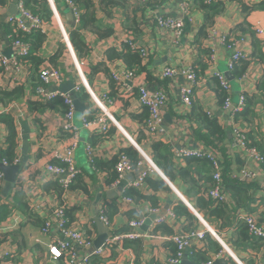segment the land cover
<instances>
[{
	"label": "crops",
	"instance_id": "0c3cea01",
	"mask_svg": "<svg viewBox=\"0 0 264 264\" xmlns=\"http://www.w3.org/2000/svg\"><path fill=\"white\" fill-rule=\"evenodd\" d=\"M15 1L7 0L4 6H0V45L4 55L8 57L13 55L8 17L17 15ZM45 1V9L51 13L48 21H44L42 25L45 41L37 52L42 60L38 70L40 67L53 66L62 73L64 77L62 84L68 81L74 82L75 87L79 88L78 94L82 93L86 96L84 101H81L76 94L79 101L85 105L83 114H92L91 120L94 121V125L84 127L81 123L83 114H74L72 122L76 128L77 141L71 159L77 168V175L80 174L79 177L85 185V191L77 186V181L67 191L49 188L47 185L53 180L46 171L47 165L56 159L57 154L64 157V150L73 141L70 142L61 135L64 119L54 110L39 112L29 110L27 107L29 102L38 100L34 92L29 89L33 68L31 62L21 63L20 70L13 75L10 73L0 76L2 90L11 91L19 85L24 87L22 100L7 105L0 103V115L10 114L14 118L18 132V157L21 156L22 148L21 124L28 128L29 136L28 159L21 165L15 185L5 195L2 193L5 182L0 189V235H7L3 247L14 252V264H54L48 261V245L58 234L54 228L49 234H43L40 230V222H44L51 211L58 206H64L66 211H70L67 216L72 217L71 222L93 233L95 240L98 232L93 217L99 218V211L104 207L107 212L108 204L115 203L117 206L123 191L136 178L137 172L127 173L120 180L106 183L107 177L111 180V167L117 154L130 148L137 152L143 161V166L147 163L155 166L157 173L149 178L155 181L162 180L169 187V192L154 193L144 184L138 190L143 195L156 196L157 208H160L162 214L171 210L172 205L181 203L198 220L194 229L203 231L211 237L216 235L235 258L230 260L224 254L217 259H223L228 264H237V262L264 264V245L256 241L250 243L242 240L239 229L235 228L242 223V218L248 215L254 216L259 224H264V177L259 173L262 165L251 161L238 146L232 134L231 112L220 109L209 84V79L214 73L228 71L231 51L221 45V40L231 34V37L240 42L239 48L243 59L250 60L254 50L260 51L264 56V11L253 9L245 14L242 7L243 5L252 7L264 3V0H214L211 6L218 5V11L214 14L208 10L209 8L203 7L204 0L203 2L160 0L148 6H143L138 0H115L117 5L111 8L108 6L106 10L98 5L100 0H93L95 10L91 13V17L95 16V20L80 32L88 49L85 56L79 55L70 42L76 26L66 13L68 9L62 0ZM31 8L36 10L34 5H31ZM164 16L183 20V29L175 44L172 43V36L168 32L156 26V20ZM207 19L210 21L207 22ZM205 23H209L206 28L207 36L205 39H199L198 31ZM237 27L242 28L243 32L234 31ZM109 29L112 33L100 37L101 34L110 31ZM255 29H262L263 33L257 35ZM128 32H132L133 36ZM129 36L151 51L152 55L136 77L126 83V88L120 89L116 94L110 89L108 74L101 69L92 72V67L104 63L108 70L125 71V65L121 61L107 62L105 53L109 49L120 50ZM255 39L261 42L256 49L253 46ZM205 49H208L209 53L213 51V60L206 65L204 74L199 78L193 102H196L203 111L216 116L219 124L227 130L223 147L229 173L238 175L243 167L258 173L257 181L246 186V195L242 197L246 207H234L229 226L223 229H219V222L214 218L207 222L198 214L195 210L196 198L191 194L189 185L185 184L176 173L172 181L169 180L151 158L153 138L171 149L202 147L195 137L197 131H202L201 126L195 121L186 119L189 107L182 104L180 89L187 85L181 72L191 68L198 60H203L202 52ZM53 57H55L54 61L51 60ZM168 66L175 69L176 74L172 79H163L162 71ZM12 76L18 79L17 83L12 80ZM263 78L264 64L252 61L241 81L232 78L233 80L229 82L233 105L238 103V98L242 94L259 99L254 107L255 124L246 130L251 132L254 147L261 155L263 154L261 152H264V89L257 90L256 85ZM139 86L145 87L148 91L162 90L169 97L166 110L163 111L162 133L159 137L147 136L144 132L142 122L144 109L137 100ZM54 90L53 86L47 88L48 92ZM164 116L171 123H168ZM99 121L107 125L105 132L102 131ZM5 138V128L0 125V156L6 148ZM86 146L95 149L96 170L89 162ZM223 162L224 160L220 158L221 166ZM173 163L175 171L185 167L182 160H174ZM201 172L199 178L209 176L205 169ZM119 188H122L121 193H117ZM225 203L230 207L235 205L228 194ZM151 209L153 207L148 200L117 206V210L109 220L110 226H104L110 234L106 241L108 244L100 257L91 259V264H168L170 251L165 243L169 242L162 238L171 236L168 234L169 229L173 235L181 233L185 224L184 219L168 218L163 225L169 229L153 231L150 225L147 232L141 233L148 234L143 239L134 241L123 239L131 232L129 221L134 219L130 218V214L134 213L145 219L151 215ZM202 212L206 213L205 210ZM219 245L221 246L220 243ZM192 246L198 248L200 244L192 241ZM188 252L189 250L186 249L188 260L199 264L189 258ZM217 254L218 252H210L209 260L214 259Z\"/></svg>",
	"mask_w": 264,
	"mask_h": 264
},
{
	"label": "trees",
	"instance_id": "16d2710c",
	"mask_svg": "<svg viewBox=\"0 0 264 264\" xmlns=\"http://www.w3.org/2000/svg\"><path fill=\"white\" fill-rule=\"evenodd\" d=\"M7 0H0V6H4L6 4ZM74 4L75 8L79 12L80 19L78 22V25H76L74 31L71 34L70 42L75 49V51L81 55L85 56L88 53L87 46L80 34L81 30L86 29L90 26V23L95 20L91 17V13H94V5L93 0H71ZM203 2V0H200ZM204 8H209L208 10L210 12H217L218 5H212L211 3H205L203 2ZM23 4L26 10H28L32 15H35L39 17V19L42 22H46L49 19V13L50 11H47L45 9L46 7V1L45 0H23ZM31 5L36 6V10L31 8ZM98 5H100L101 9L106 10L107 7H115L117 5V2L115 0H100L98 2ZM209 5V6H208ZM243 12L246 14L249 11L253 9H259L264 11V3H260L258 5L248 7L247 5H243ZM109 14V13H107ZM210 20L207 19V22ZM209 23H205L203 27L200 28L198 31L197 37L199 39H205L207 36L206 28L208 27ZM9 27V25H8ZM10 29V27H9ZM110 30V29H109ZM234 31H241L243 32L242 28L237 27ZM110 33H112V30L107 31L100 35V37L107 36ZM132 35V32H128ZM10 40H20L24 41L28 44L30 47L29 54L23 58L21 61L22 63L31 62L33 65V68L31 69V80L29 81V89L31 91L36 92V90L42 86L40 80H39V70L38 66L41 64L42 60L37 55V52L40 50V47L43 45L45 41V35L40 30L32 31L30 34H23L21 32L13 33L10 30ZM232 35V34H231ZM230 35V36H231ZM133 36V35H132ZM132 36L128 37L129 39L132 38ZM229 36V37H230ZM228 37V38H229ZM226 38V41L228 40ZM261 45V42L255 39L253 41L254 49L256 47ZM210 55L208 49H205L202 52V59L198 60L195 65L191 67V69L194 71V74L196 75L197 82L199 81L200 76H202L204 73L203 71L206 69V65L211 62ZM105 59L107 62H115V61H121L125 65V71L131 72L133 74V77H136V74L138 71L144 66L146 60L143 59L139 54V49H132L127 44H123L122 48L120 50L115 49H109L105 53ZM52 61L55 60V57L51 59ZM252 61L264 64V56L260 51L254 50L251 55V59H237L232 62L231 67L229 68V75L237 81H241L244 75L247 72V69L249 65L252 63ZM92 72H97L100 69L104 70L106 74H108V80H109V86L113 93L117 94V91H119V85L118 82H116L112 76H111V70H108L107 67L102 64H99L97 66L92 67ZM0 76H3V69L0 67ZM210 87L216 97L217 103L222 108L223 104L225 103V100L227 97H229L230 92H227L220 84L219 80L215 77H211L209 79ZM257 90H263L264 89V78L261 79L258 84L256 85ZM79 91V90H78ZM76 92L77 95H79V99L84 101V97L86 98L85 94ZM24 94V87L22 85H19L17 87H14L11 91H6L0 89V103L2 105H7L9 103L18 102L23 99ZM244 100V105L242 108V111L239 113H231V117L233 119V126L238 127L239 129H242V134L245 137L246 144L248 147H254V141L253 137L250 136L251 132L247 131L246 129L253 126L255 124L256 120V112L254 107L257 105L256 102L259 101V99H256L255 96H248L247 94L241 95ZM108 97V96H107ZM109 98V97H108ZM194 101V94L191 97V105L189 107V113L187 114L186 119L189 121H195L201 126L202 131H197V135L195 136L197 139V142L206 149L210 150L216 157V162L218 163L217 170L220 172L221 175V182H222V191L225 197L227 198V194L231 196L233 200V204H235L233 207H230L229 205H226L225 202H219L213 198H211L208 195L209 190L214 185V182L212 180V175L215 172L216 168L212 164L211 161L205 159V158H184L182 159L185 167L180 168L178 170H174L173 162L176 161L175 157L173 156V152L171 147L164 145L161 141L153 140L152 146H151V152H152V161L153 163L163 172V174L172 181V178L174 177V174L176 175L187 185L190 187L191 194L196 198L195 201V210L203 216V218L208 222H210L209 219L214 218L217 222H219V229H223L229 226V220L232 214V209L239 208V207H246L244 204V201L242 200V197H245V193L247 190V185H251V183L247 182H240L237 179L233 177V174L231 175L230 170L226 166L227 162V156L225 155L223 143L227 138V130L219 124L218 118L212 114H208V112L203 111L202 108L199 107V105ZM27 107L29 110H35L39 112H43L45 110H54L59 113V116L63 119L65 114L67 113L69 107L64 103V99L60 96H56L53 99H50L48 101L44 100H37L35 102H29L27 104ZM143 125L145 124L146 120L148 119V110L143 108ZM93 115L90 113H84L83 117L86 121H93L91 120V117ZM0 125L5 128L6 131V138H5V145L6 148L3 150L1 156H0V162H5L7 166H12L15 162H18L19 157L17 156V139H18V132L15 125L14 118L10 114H1L0 115ZM144 132L147 136L148 133L144 129ZM61 135L63 138H66L68 141L72 140V135L67 132H62ZM143 138V137H142ZM255 148V147H254ZM256 149V148H255ZM257 150V149H256ZM123 155L127 156L132 163H136L140 158L137 152L133 149H127L120 151ZM259 153V152H258ZM261 155L262 157V166L264 167V152ZM220 158L224 160L223 166L219 163ZM118 160V156L115 157L114 162L112 163V171L110 173L111 180L107 177L106 183L110 184L113 181L117 180V174L115 172V164ZM96 162V161H95ZM95 162H93V167L96 170ZM49 165H56V166H64L65 164L61 162L59 159H53V161L50 162ZM98 168V164H96ZM206 170V173L209 174V176L205 178H199V175L202 173V170ZM79 175H76L74 182L77 181V186L85 191V185L81 181V177ZM73 182V184H74ZM76 183V182H75ZM3 184V181L0 180V189ZM144 184L147 185L148 188L151 189L152 192H169V187L167 184L162 180H153L149 177H146L144 179ZM143 184V185H144ZM49 188H52L54 190H61L64 191L60 185L56 181H52L47 185ZM73 187V186H72ZM71 186L69 187V189ZM122 196L128 197L134 201L138 200H148L153 209L157 208L158 206V198L156 196L152 195H143L138 190L135 189H125L123 191ZM25 205V204H24ZM30 208V207H29ZM28 208V209H29ZM103 209V215L110 220L112 214L117 210V206L115 203L108 204L106 212L105 207ZM202 210H205L206 213H203ZM66 217L68 218L69 223H73L72 217L69 216L70 211H66L64 209ZM171 211L177 218H181L185 220V224L183 227V230L181 233H187L190 231H194L196 229L195 226L198 224V220L196 217L181 203H177L171 206ZM68 213V216H67ZM130 218H133L134 220H139L141 217L139 215H136L134 213L130 214ZM242 223L238 224L237 229L240 231V238L242 240H246L247 242L250 241V243H253L251 241H256L264 245V241L260 240H253L247 230V226L244 223V221L241 220ZM41 228L44 225V222H40ZM163 228H168L163 224H160L153 228V231L161 230ZM169 229V228H168ZM90 232V231H89ZM87 232V237L89 239H94V234ZM170 235H173L172 231L169 229ZM180 234V232H179ZM7 239V235H0V242L3 243ZM166 247L170 251V256H175L177 252L176 245L172 242L165 243ZM188 256L191 260H194L195 262L199 264H205L209 261L208 254L211 253H219L222 248L219 245L217 241L213 239L208 234H205L204 244L202 247H194L191 246L188 248ZM92 259V258H91ZM90 259V264H91Z\"/></svg>",
	"mask_w": 264,
	"mask_h": 264
},
{
	"label": "built area",
	"instance_id": "2783aa9c",
	"mask_svg": "<svg viewBox=\"0 0 264 264\" xmlns=\"http://www.w3.org/2000/svg\"><path fill=\"white\" fill-rule=\"evenodd\" d=\"M143 6H148L155 1L160 0H138ZM205 3H211L214 0H204ZM64 6L71 11L73 15V23L74 25H78L80 15L74 4L71 0H62ZM17 6V15L8 17V25L10 30L13 33L21 32L23 34H30L35 30H42L43 22L39 19V17L32 15L28 10L25 9L23 0L15 1ZM156 26L162 30L168 32L172 36V43L175 44L177 42L178 37L183 29V20L180 18L173 19L170 16H164L158 18L156 20ZM255 33L257 35H261L263 33L262 29H255ZM66 40V38L64 37ZM132 49H139L140 56L148 60L152 55V52L149 51L146 47H142L140 44L136 43L131 38L124 41ZM239 41L234 39L233 37H229L226 41V38L221 40V45L226 47V49L231 51V57L228 62V70L232 65V62L243 58L241 50L239 48ZM11 47L13 50V55L10 57H6L3 53L2 47L0 45V67L3 69V76L6 74L13 75V73H17L20 69L19 66L22 63V59L25 58L29 54L30 47L24 41L20 40H11ZM210 60H213V51H211ZM176 74L175 69L168 66L165 67L162 71L163 79H172ZM181 74L185 77L187 81V85L180 89V99L182 104L185 107H190L191 105V97L194 94L195 87L198 82L196 80V75L191 68H188L185 71H182ZM2 76V77H3ZM112 78L118 82L119 89L126 88V83L131 81L134 77L131 72H111ZM213 77L219 80L221 86L227 91L230 92V83L227 78L224 77L222 73H214ZM12 80L17 83L18 79L12 76ZM39 80L42 84L36 92L35 96L38 100L48 101L53 99L56 96H60L64 99V103L68 105L69 109L65 116L63 117L64 122L61 125V131L67 132L72 135V143L68 148L64 150V157H60V154L56 155V159H59L63 162L64 166H56V165H47L46 171L50 178L53 181H56L60 187L67 191L69 187L73 184L76 175L78 174L77 168L74 165L71 154L73 149L76 146L77 141V132L76 128L73 125V117H74V108L71 100V92L61 93L58 91V87L63 83L64 77L58 68L53 66H45L40 67L39 69ZM49 86L55 87V90L52 92H48L47 88ZM79 90L78 87H74L73 91L76 93ZM106 98V96L104 97ZM137 100L142 108L148 110V119L144 124V129L147 131L149 136L159 137L162 133V122H163V111L165 112L169 97L162 90H152L148 91L145 87H138V97ZM231 97H227L225 103L223 104L221 110H227L231 113H239L242 111L244 100L242 96H239L238 103L233 105L231 103ZM208 114H211L208 112ZM101 122V129L103 132L106 131L107 125L103 121ZM103 122V123H102ZM81 123L84 127H91L94 125V121H86L85 118L81 117ZM232 134L236 138V142L238 146L245 152L246 156L254 161L256 164H262V157L258 153V151L254 147H248L246 144V140L244 135L242 134V129L233 126ZM152 140H158L153 138ZM159 141V140H158ZM89 162L93 165L95 155V149L91 146L85 147ZM173 156L176 160H182L188 157L194 158H205L212 162L214 167L216 168L215 172L212 175V180L214 185L208 192V195L219 201L225 202L226 197L222 191V182L220 172L217 170L218 163L216 162L215 155L205 147L201 148H172ZM118 160L115 164V172L117 174V180H120L127 173L137 172L136 178L132 183L128 185L126 189H135L139 190L141 186L144 184V179L146 177H150L152 174L157 173L155 166L151 163H147V165L143 166V161L140 158L136 163H132L130 159L123 155L122 153H118ZM3 166H7L5 162H0ZM18 162H15L13 165H16ZM144 168V169H143ZM259 173L264 177V167L262 166L259 169ZM235 179L240 182L252 183L253 181H257L258 173L246 167L240 169L238 175H233ZM0 180L3 181V174L0 171ZM116 180V181H117ZM4 182V181H3ZM133 203V200L122 196L117 201V206L122 207L127 204ZM64 206H58L54 210L51 211L50 216L44 220V225L40 228L43 234H49L53 228L56 229L58 236L55 237L51 243L48 245V261H52L54 264H90V259L93 257H100L105 249V246L108 244L104 243L103 246L96 248L94 246V240L89 239L87 237V231L79 227L77 223H69L68 218L66 217ZM150 214L156 216L154 221H152V228L164 224L168 218H175V215L171 210H168L165 214H162L160 208H155L150 210ZM146 219V218H145ZM144 217L139 220H131L129 221V227L131 232L123 239L127 240H139L143 239V237L148 234H141L138 232L140 226L144 222ZM99 220L103 223L105 227H109V220L103 215V209L99 211ZM244 223L247 226L248 234L253 240L264 241V224H259L258 220L252 215L244 216L242 218ZM205 232L200 230H194L187 233H180L171 236H165L164 239L167 242H172L176 245L177 252L175 256H170L168 259V264H178V262L183 258L188 249L191 246L192 241H196L200 244V247L204 244ZM216 241H218L222 250L216 255L214 259H210L205 264H213L217 258H220L224 254L227 255V258L230 260H235L233 254L229 251L226 246L222 244V242L216 237V235L212 236ZM109 242V241H108ZM4 244L0 242V264H14L15 254L11 250H7L4 247ZM226 252V253H225ZM216 259V260H215ZM237 264H239L237 262Z\"/></svg>",
	"mask_w": 264,
	"mask_h": 264
},
{
	"label": "water",
	"instance_id": "95a60500",
	"mask_svg": "<svg viewBox=\"0 0 264 264\" xmlns=\"http://www.w3.org/2000/svg\"><path fill=\"white\" fill-rule=\"evenodd\" d=\"M66 13L69 14L70 19H72V21H73V15H72L71 11L68 10ZM6 57H8V56H6ZM222 74L224 75L225 78H227V80L229 82L233 80L232 77L229 75L228 71H224ZM74 87H75L74 82L68 81V82L60 85L58 87V91L61 93L71 92V100H72L74 112L76 114H83V112L85 111V105L83 103H81L79 101V99L77 98L76 93L73 91ZM164 118L167 119L166 116H164ZM167 122L171 123V121H169L168 119H167ZM21 133H22V136H21L22 148H21V156L18 159V163L16 165H12V166H3L0 163V171L3 174V181L5 182L4 189L2 191V193L4 195L7 194L8 191H10V189L15 185L21 165L25 164L27 159H28L27 152L29 149V145H28L29 136H28V128H26L24 126V124L23 125L21 124ZM121 191H122V188H119L117 190V193H121ZM155 218H156L155 215H153V214L149 215L144 220L143 224L140 226L139 232L140 233L147 232L149 226L151 225L152 221H154ZM93 222H94L96 229H97V232H98V236L94 240V246L96 248H98V247H101L104 245V243L110 237V234L106 231V228L104 227L103 223L99 220L98 217L94 216ZM178 264H195V263L189 261L187 255H184L183 258L178 262ZM214 264H228V263L225 262V260H223V259H218L214 262Z\"/></svg>",
	"mask_w": 264,
	"mask_h": 264
}]
</instances>
